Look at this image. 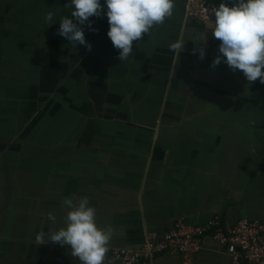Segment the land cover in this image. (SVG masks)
<instances>
[{
	"label": "crops",
	"instance_id": "1",
	"mask_svg": "<svg viewBox=\"0 0 264 264\" xmlns=\"http://www.w3.org/2000/svg\"><path fill=\"white\" fill-rule=\"evenodd\" d=\"M20 2L0 0L2 46L10 32L21 36L25 17H32L15 12ZM174 3L172 16L134 41L126 60H118L107 36L104 0L90 25L78 24L65 7L91 50L81 45L78 55H67L60 73L65 85L57 74L60 61L45 70L49 87L40 88L50 91L54 140L34 150L43 162L35 168L39 176H0V264H79L68 246L36 240L41 230L64 226L65 198H88L98 227L112 228L109 250L141 245L146 233L163 235L179 220L196 226L216 216L231 226L264 222V83H250L230 69L218 52L220 41L205 26L209 22L188 19L183 0ZM39 31L34 24V40ZM177 40L185 41L179 57L170 50ZM217 56L221 62L213 65ZM14 145H2L0 162L12 153L16 167L29 165V151ZM181 260L162 252L153 264ZM194 264L233 263L217 239L206 235Z\"/></svg>",
	"mask_w": 264,
	"mask_h": 264
},
{
	"label": "clouds",
	"instance_id": "2",
	"mask_svg": "<svg viewBox=\"0 0 264 264\" xmlns=\"http://www.w3.org/2000/svg\"><path fill=\"white\" fill-rule=\"evenodd\" d=\"M109 25L107 36L114 48L119 50L118 60H126L132 54L134 41H139L155 25L163 24L173 14L174 0H104ZM64 7L71 9V17L80 25L89 22V17H99L102 6L100 0H70ZM214 18L206 24L213 38L220 41L218 52L232 70H240L248 82L259 80L264 83V0H236L232 7L220 3L213 10ZM53 13L45 19L51 25ZM187 23V18H185ZM73 19L62 18L58 35L65 37L72 46L87 44L82 28ZM205 40V39H204ZM203 41V40H202ZM185 41L177 40L170 50L177 56L183 50ZM203 50H200L201 57ZM221 57L213 60L218 65ZM64 205L69 209L64 217V226L46 233L41 230L36 235L38 245L46 242L68 246L71 255L79 264H104L109 251L112 228H100L96 222V210L90 206L87 197L65 198ZM48 219L55 221L49 213Z\"/></svg>",
	"mask_w": 264,
	"mask_h": 264
},
{
	"label": "rangeland",
	"instance_id": "3",
	"mask_svg": "<svg viewBox=\"0 0 264 264\" xmlns=\"http://www.w3.org/2000/svg\"><path fill=\"white\" fill-rule=\"evenodd\" d=\"M62 1L66 2V0ZM19 5L23 7L15 12L26 10L32 17H25V21L23 19L25 31L22 30L21 36H13L10 32L3 46L0 43V148L3 144L11 143L15 144L14 146L24 147L22 151H29L27 161L29 165L24 166L31 168L16 167V161L11 160L12 153H9L6 158L5 156L1 158L0 176H26L25 179L28 180L40 175L41 170L38 174L35 168L38 163L43 164L41 159L34 157L37 155L34 150L39 149L37 148L39 146L47 147L54 140L50 136L52 121L48 104L51 95L49 90H45L46 86L49 87L50 78L45 70L50 69V65L54 67L56 60L60 61L56 64L61 68L57 74L60 76L59 80H63L62 85H65V78L63 79L60 74L61 70L66 68L69 61L67 55L79 54L81 44L76 43L72 46L65 37L58 35L59 22L69 15L64 3L62 5L56 0H22ZM49 12L53 13L51 25H48L45 19ZM29 24L30 30L33 29L34 24L40 30L37 40L33 39L34 34L28 30ZM51 36L56 38L55 44L49 40ZM51 50L56 51L58 55L52 53L50 56ZM20 65L22 72H19ZM49 74L53 77V72ZM40 86L45 88L42 90ZM46 106L44 115L34 120L38 109ZM148 108L151 110L150 107ZM22 132L25 137L19 136Z\"/></svg>",
	"mask_w": 264,
	"mask_h": 264
},
{
	"label": "built area",
	"instance_id": "4",
	"mask_svg": "<svg viewBox=\"0 0 264 264\" xmlns=\"http://www.w3.org/2000/svg\"><path fill=\"white\" fill-rule=\"evenodd\" d=\"M219 5L211 0H183L185 16L202 23L214 18L212 10ZM206 235L217 239L233 264H264V222L242 220L231 226L224 224L219 216L204 226L179 220L163 235L146 233L141 245L110 249L109 264H153L156 255L162 252L180 255L182 264H194V254Z\"/></svg>",
	"mask_w": 264,
	"mask_h": 264
}]
</instances>
